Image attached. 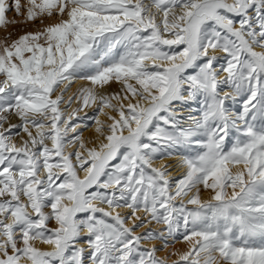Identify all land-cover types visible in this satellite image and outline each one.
Instances as JSON below:
<instances>
[{
	"label": "snow or ice",
	"instance_id": "snow-or-ice-1",
	"mask_svg": "<svg viewBox=\"0 0 264 264\" xmlns=\"http://www.w3.org/2000/svg\"><path fill=\"white\" fill-rule=\"evenodd\" d=\"M54 14L0 40V264H264V0H28Z\"/></svg>",
	"mask_w": 264,
	"mask_h": 264
},
{
	"label": "rangeland",
	"instance_id": "rangeland-1",
	"mask_svg": "<svg viewBox=\"0 0 264 264\" xmlns=\"http://www.w3.org/2000/svg\"><path fill=\"white\" fill-rule=\"evenodd\" d=\"M7 2L12 3V0H7ZM27 4H28V0H21L22 8H21L20 14H17L14 9L6 13V23L3 25H0V40L7 39L8 42L10 43L11 40L17 39L20 35H23L26 32H35L38 30H43L47 25L59 22L60 17L55 14L52 17H48L45 15L42 17L38 16L34 18L33 20H28L26 17ZM82 86H86V85L83 84ZM78 88L72 91V93L77 92ZM118 90H119V85L113 84L111 87L108 88L106 92L105 91L104 92L110 94L113 91H118ZM65 95H67V93ZM80 104H81V101L77 105H74V103H72L71 107H68L70 108V111L68 113H71L73 109L78 108ZM61 107L63 108L64 105H61ZM96 115H97V111H96L95 105H92L90 107H83L80 109V111L77 112L75 123L81 126L82 137H83V133L88 129L87 127H90L95 123L94 117ZM8 123H13V124L18 123V119L14 115L9 116ZM5 127H7V124H5ZM20 135L23 136L24 138H27L26 135L24 136V133L22 132L20 133ZM14 138L17 143H20V137H14ZM69 149H70L69 151L72 150L71 148ZM201 190L206 191L208 193V198H210L211 192L209 190H205L202 187H201ZM189 207H192V206H189ZM151 227L153 226L151 225ZM160 227L162 226L158 225L155 228H160ZM137 231H142V229L140 230L137 229ZM177 239L179 241H182L179 237H177ZM149 246H151L150 242H149ZM172 250L173 249H166V250L160 249L158 250L157 255H159L162 258H166L169 261V264H171V261L176 260L178 258L176 257V255L170 254Z\"/></svg>",
	"mask_w": 264,
	"mask_h": 264
},
{
	"label": "bare ground",
	"instance_id": "bare-ground-1",
	"mask_svg": "<svg viewBox=\"0 0 264 264\" xmlns=\"http://www.w3.org/2000/svg\"><path fill=\"white\" fill-rule=\"evenodd\" d=\"M259 50V49H257ZM86 85V82L85 81H82V80H76L70 87V90L69 92L67 93V95H70L72 93V91H74L75 89L79 88L82 86V85ZM78 88V89H79ZM109 87L103 89V92L107 91ZM66 95V96H67ZM80 101H73L74 105H77ZM78 107V106H77ZM67 112L70 111V108H67L66 109ZM106 111H110L108 109H106ZM100 119L101 120H106V117H104L102 114L100 115ZM88 129L83 133V139L85 141V143L87 144L88 147H94V146H97L98 143H99V139H102V137H100L99 139L97 138V133L95 131V128H96V124L94 123L92 126L90 127H87ZM26 134H24L25 136ZM21 142V140H20ZM70 150V149H69ZM83 151V150H81ZM86 155V153H85ZM74 159V158H73ZM178 160H179V154L178 155H175V156H172V157H168V156H165L163 158H158L156 160V164L159 165L160 163H167L169 165V175L170 177L173 179V180H176L178 179L184 172V169L179 165L178 163ZM233 172L236 171L235 168L232 169ZM81 176L84 175V173L81 171L79 173ZM229 191H231V189H229ZM211 194V193H210ZM201 198L202 199H207L208 198V193L204 190H201ZM153 227H157L158 225L155 226V224L152 225ZM140 230V229H139ZM152 243H155L158 247V249H162L160 247V241H152L150 242V244ZM46 247V246H45ZM168 249H173L172 251H176V252H183L185 250H187V244L183 241H179L177 239V241L174 243V244H170L169 248ZM165 253V251H164ZM177 257V256H176ZM174 257V258H176Z\"/></svg>",
	"mask_w": 264,
	"mask_h": 264
}]
</instances>
